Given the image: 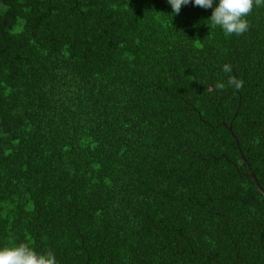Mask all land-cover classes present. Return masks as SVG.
Returning a JSON list of instances; mask_svg holds the SVG:
<instances>
[{"label":"trees","instance_id":"16d2710c","mask_svg":"<svg viewBox=\"0 0 264 264\" xmlns=\"http://www.w3.org/2000/svg\"><path fill=\"white\" fill-rule=\"evenodd\" d=\"M212 11L0 0V248L264 264V7L239 36Z\"/></svg>","mask_w":264,"mask_h":264},{"label":"clouds","instance_id":"9594fccd","mask_svg":"<svg viewBox=\"0 0 264 264\" xmlns=\"http://www.w3.org/2000/svg\"><path fill=\"white\" fill-rule=\"evenodd\" d=\"M193 0H168L173 14H179L182 6L192 3ZM194 5L204 9L212 8V14L208 20L211 25L219 27L226 35H243L250 29V21L247 19L257 7H264V0H194ZM215 5V6H214ZM222 70L230 73L232 67L223 65ZM229 85L236 89L243 87V80L230 76ZM216 89L224 90L225 84L218 82ZM0 264H58L57 258L51 250L38 252L28 243H19L0 248Z\"/></svg>","mask_w":264,"mask_h":264},{"label":"water","instance_id":"95a60500","mask_svg":"<svg viewBox=\"0 0 264 264\" xmlns=\"http://www.w3.org/2000/svg\"><path fill=\"white\" fill-rule=\"evenodd\" d=\"M227 129H228L229 132H231V127H228ZM231 136H232L233 140L235 141L236 146L238 147V142H237L236 138L234 137V135H233L232 133H231ZM241 158H242V157H241ZM242 160H243L244 163H246V161H245L243 158H242ZM248 170H249V176H250V178L253 180V182H254V184H255V187L257 188V190H258L261 194L264 195V191L258 186V184H257V182H256V180H255V178H254V176H253V174L251 173L250 168H248Z\"/></svg>","mask_w":264,"mask_h":264}]
</instances>
